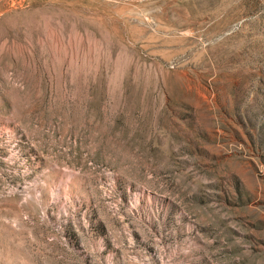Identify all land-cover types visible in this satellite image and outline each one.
<instances>
[{
    "label": "rangeland",
    "instance_id": "rangeland-1",
    "mask_svg": "<svg viewBox=\"0 0 264 264\" xmlns=\"http://www.w3.org/2000/svg\"><path fill=\"white\" fill-rule=\"evenodd\" d=\"M0 264H264V0H0Z\"/></svg>",
    "mask_w": 264,
    "mask_h": 264
}]
</instances>
